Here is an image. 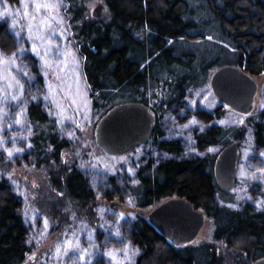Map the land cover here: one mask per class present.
<instances>
[{"label":"trees","instance_id":"trees-1","mask_svg":"<svg viewBox=\"0 0 264 264\" xmlns=\"http://www.w3.org/2000/svg\"><path fill=\"white\" fill-rule=\"evenodd\" d=\"M5 1L10 8L18 2ZM56 1L62 31L72 46L69 53L88 93L92 125L122 102L147 104L156 124L150 139L132 148L113 172L84 168L106 154L88 152L80 144V128L71 134L58 128L42 103L40 60L30 53L28 43L22 45L25 54L16 53L24 65L19 78L22 101L9 93L0 98V118L22 116L29 128L28 150L20 159H12L0 147V264L23 263L38 233L23 210L27 187L10 168L39 165H51L53 185L66 199L84 206L97 200L127 205V196L131 207L144 209L169 197H185L207 214L213 240L225 243L219 249L210 241L175 246L137 211L128 213L129 219H119L121 214L109 209L101 218L98 207H90L75 213L72 221L64 214H51L49 220L43 215L48 228L36 248L62 231L46 252L47 264L55 261L52 253L62 244L67 252L57 264H252L263 259L264 103L255 105L246 119L241 115L237 124L223 126L217 120L230 108L217 104L206 110L184 97L207 82L210 68L238 65L252 77L264 71V0H103L107 10L101 18L87 17L88 0ZM5 8L0 4V50L12 51L17 42L10 20L3 19ZM16 22L15 17L12 24ZM246 139L258 154L243 162L242 180L236 178L232 191L222 192L213 177L215 155L232 140L239 141L242 151ZM65 150H72L74 157L69 167L55 171ZM235 189L242 194L236 197ZM60 206L52 209L57 212ZM77 221L84 226L73 230ZM36 225L42 229L41 220ZM126 244L133 250L121 256L119 249ZM115 255L121 257L119 263L111 261Z\"/></svg>","mask_w":264,"mask_h":264},{"label":"rangeland","instance_id":"rangeland-1","mask_svg":"<svg viewBox=\"0 0 264 264\" xmlns=\"http://www.w3.org/2000/svg\"><path fill=\"white\" fill-rule=\"evenodd\" d=\"M98 2L104 4L103 0H88L86 10L87 17L94 18L91 15V11ZM0 4L4 6V8L6 7L1 13L2 15H5L3 16L5 21L8 19L10 20L9 28L17 42L16 47L12 51L0 50V98L9 93L13 96L16 95L20 101L19 96L23 88L19 78L22 76L21 74H24V65L19 60L18 55L23 56L25 54L26 50L22 45L28 43L31 48L30 53L31 51L35 52L37 54L35 56L40 60L39 65L41 68V76L43 78L41 82L42 95H44L42 100L43 106L49 112L50 116L56 120L58 128L63 131L62 133L66 132L67 134H71L80 128L82 133V142L80 144L88 147V152L90 153L91 151L92 153L95 151V154L100 152L101 149L95 142L96 124L94 126L92 125V108L88 93L81 76L76 69L73 55H70L69 53L72 46L68 45L66 33L62 31L63 20L56 14L58 7L57 1L18 0L16 6H13L12 8L8 6V3L5 0H0ZM15 17L18 19V22L13 25L12 23ZM51 26H53L54 29ZM28 37L31 41L26 39ZM38 40L44 42V52L41 51V46L38 44ZM16 53L19 54L16 55ZM228 57L231 58L230 56ZM213 71L214 68L209 69V75L205 84L187 91L184 101L192 106L206 110H211L217 104H220L217 98L213 95L209 85V78ZM25 75L27 79L30 78L28 73H25ZM253 78L259 85V91L255 98V105L261 107L264 103V88H262L264 87V71L259 75L253 76ZM30 83L31 82L28 84ZM158 94L161 95L162 91H159ZM241 115L244 119L249 116V114H240L233 110L227 111L224 114V118L217 120V124L223 126L235 125L239 122ZM16 117L17 118L14 120L9 117L0 118V147L2 151L12 159L18 160L22 157V153L25 150H28L27 139L29 128L22 116H19V118L18 116ZM96 146L98 149H96ZM82 148L83 147H81V149ZM257 154V151H251L249 139H246L242 146V151L240 150L236 178L238 177L242 180V172H244L243 168L245 167V163L243 162L250 156H256ZM108 156V154H100L85 163L84 168H87L88 166L89 168L95 167L105 172H113V167H115L119 161L125 162L124 156H117V158H110ZM72 157H74L72 150L63 151L61 154V165L55 164L57 167H55L54 170L57 171L64 166L70 165ZM28 160L23 165H27L29 163ZM50 168L51 165H39L29 168H10L13 177L19 179L27 187L28 201L27 203H23V210L25 211L32 227L34 225V231L38 232L34 237V243L31 245L32 252L21 264H47L46 252L48 249L50 250L52 248L55 239L62 234V231L59 230L57 233L49 235L36 248V245L40 242L48 228V222L46 220L50 219L51 214H54L55 217L57 215L62 217L64 214V217L68 216V221L69 218L70 221H72L76 215L75 213H84L89 211L90 207H98V213L101 218L107 211H109V209H112L109 208V202L103 200H97L94 205L87 206L76 201H69L64 196V193L53 185L49 173ZM242 191L243 190L241 189H235L233 192L237 197L242 194ZM123 199L124 201L132 203L131 199L127 196H123ZM129 202L127 205L122 203V206L118 209L121 214L120 217L118 216L119 219H129L128 213L132 211H137L146 217L147 213L153 208L146 207L144 209H135L131 207ZM60 203H62L61 206ZM55 204H57V206L59 205L61 210L55 212L54 209H52ZM43 215L46 217V220ZM40 220L42 222V229L36 225ZM73 225V230L76 229L75 227L79 228L84 226L81 221H77ZM81 232L82 231H80L79 234H82ZM200 241H210L216 244L218 249L225 245L222 241L217 242L213 240V226L208 217L198 236L191 243H197ZM72 242V246L74 245V247H76L78 243L76 244L75 241ZM57 247L55 248L54 253H52L55 261L51 260L52 263L50 262V264H57L61 261V258L63 259L65 256L64 254L67 252L64 244ZM131 249L133 250L130 245L126 244L119 249V253H121L122 256L128 254ZM120 258L119 255H115V257H113L114 261L112 259L111 261L113 263H119L118 260Z\"/></svg>","mask_w":264,"mask_h":264},{"label":"water","instance_id":"water-1","mask_svg":"<svg viewBox=\"0 0 264 264\" xmlns=\"http://www.w3.org/2000/svg\"><path fill=\"white\" fill-rule=\"evenodd\" d=\"M105 5L98 2L91 11L101 18ZM209 85L217 100L240 114L255 108L259 91L257 81L242 67L225 64L210 75ZM156 124L153 109L143 102H122L110 107L97 121L95 142L110 156H122L132 148L146 143ZM240 157L238 140L223 145L215 155L213 177L218 189L229 192L235 186ZM118 204L111 201L110 207ZM148 222L171 244L180 246L193 242L205 224L207 214L182 196L169 197L154 206L146 215ZM252 264H264V258Z\"/></svg>","mask_w":264,"mask_h":264},{"label":"flooded vegetation","instance_id":"flooded-vegetation-1","mask_svg":"<svg viewBox=\"0 0 264 264\" xmlns=\"http://www.w3.org/2000/svg\"><path fill=\"white\" fill-rule=\"evenodd\" d=\"M221 104V103H220ZM225 106V105H224ZM227 107V106H226ZM229 108V107H228ZM145 144V143H144ZM143 145V144H142ZM138 146H140V145H138ZM128 154V153H127ZM126 155V154H125ZM125 155H122V156H125ZM235 183H236V180H235ZM112 201H117V203L118 204H116V205H114V206H112V207H109V208H112V210H114V211H116V212H118V213H120L119 212V208L122 206V203L123 202H121V201H118V200H112ZM106 202V201H105ZM110 203H111V201L109 202V206H110Z\"/></svg>","mask_w":264,"mask_h":264}]
</instances>
